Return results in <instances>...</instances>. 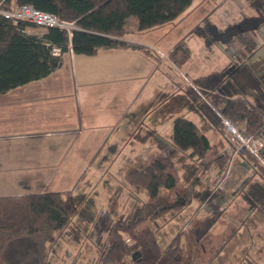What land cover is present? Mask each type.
<instances>
[{
    "label": "rangeland",
    "instance_id": "1",
    "mask_svg": "<svg viewBox=\"0 0 264 264\" xmlns=\"http://www.w3.org/2000/svg\"><path fill=\"white\" fill-rule=\"evenodd\" d=\"M196 5L197 1L189 9L186 18L182 17L176 24L168 27L166 42L155 44L159 48L162 45V49L168 46V49H171L179 40L189 39L193 49L188 63L190 68L187 65L176 66L168 55L165 56L156 48L154 50L159 55L158 59L144 55L143 51H135L137 53L131 59L125 57V63H140L141 56H144L146 62L143 77L133 74L130 68L122 67L115 72V77H118L116 79L111 80L105 76H98L95 80L89 79L92 83L100 82V79L106 80L99 85L87 87V93L89 97H106L118 89L121 96L130 98L138 95L135 112L130 110L127 115V109H123L126 103H120L122 114L116 125L119 130L129 124L131 117L138 118L145 111L150 113L152 108L155 119L157 113L165 111L170 124L168 131L175 116L185 115L195 120L214 144L208 158L213 159L217 152H221L217 151L219 148L231 155L226 174H223L225 177L221 176L220 171H214L213 175L205 171L204 175L201 167V177L194 181L200 190H205L207 186L212 188L211 199L206 200V197L202 200L200 197L201 202L200 199H195L186 208L169 212L160 219L147 218L140 227L144 224L150 225L159 233L164 245H168L179 231L183 232L182 242L187 250L193 251L196 264H264V211L261 210L263 206L251 210L240 193L248 186L246 182L258 178L256 167L248 157L250 153L242 142L234 138L232 131L225 129L222 122L219 124L210 118L202 106L206 102L215 108L217 106L221 110L230 109L235 112L246 99L264 107V4L256 8L250 5L248 0H207L197 7L198 12L203 10L201 21L197 17V11H193ZM136 18L132 16L128 19L129 28L135 29V32L129 30L124 35L130 40L135 39L138 34ZM39 28L41 29H36L35 32L43 33L45 28ZM158 32L154 31L151 35L154 36ZM162 57V63L156 68V60L159 61ZM165 75H168L166 85L163 84ZM205 77L208 79L203 80ZM150 89L153 90V103L146 101ZM80 90L83 92L85 88L81 87ZM166 90L171 92H168L170 95H166ZM85 105L84 103V108ZM101 107L102 104L96 105L95 122L102 112ZM237 124L235 126L243 131L245 124ZM87 129L84 137L89 147V160L84 157V160L75 166L65 163V166L52 168V171L57 169L58 173L49 175H46L44 168L40 173L39 167H23L20 171L34 172L33 178L38 180L36 183L0 184V194L55 190H71L76 193L83 192V188H86L94 196V201L86 204L85 214L79 215L52 244L54 264H102L100 253L104 250L103 247H106L104 244L107 243L109 226L118 218H135L142 199L148 197L145 191H135L127 181L117 182L110 177L109 166L98 164L102 163V155L112 154L113 151L104 148L94 151L101 138V129L86 123L85 130ZM111 138V141H114L118 134H113ZM171 149L170 146L166 152L170 153ZM98 156L100 158L94 161ZM143 156L147 157V153L144 152ZM175 157L181 160L177 163L179 174L183 178L182 183H186L184 178L187 174L181 165L190 167L191 162H196L195 155L187 152ZM84 164L90 166L83 167ZM121 166L117 170H121ZM84 169L93 180L89 179L88 186L80 181V171ZM95 172L97 174L94 176ZM214 193L217 195L214 196ZM214 199L217 200L216 204ZM87 217L92 218L89 223ZM121 236L127 244L133 241L126 233L121 232Z\"/></svg>",
    "mask_w": 264,
    "mask_h": 264
},
{
    "label": "trees",
    "instance_id": "2",
    "mask_svg": "<svg viewBox=\"0 0 264 264\" xmlns=\"http://www.w3.org/2000/svg\"><path fill=\"white\" fill-rule=\"evenodd\" d=\"M248 1L256 8L264 4V0ZM192 2L3 0V6L7 8L32 3L60 18L75 21L78 27L72 36L56 26L44 27L43 33L33 34L27 31L28 28L40 26L0 15V92L45 77L61 65L63 53L69 49L75 53L95 54L102 48L135 47L158 59V53L150 46L125 38L130 30L128 19L135 16L140 31L150 30L173 21ZM55 48H59L60 52L56 53ZM191 50L188 42L182 39L168 52V56L176 66L183 67L191 56ZM243 102L235 112L221 110L216 105L215 108L206 102L202 106L210 118L216 123L222 122L225 129L224 117L235 124L244 123V134H254L264 140V107L246 99ZM169 138L172 149L168 155L147 161L139 159L127 168V182L135 190L145 191L148 197L142 199L135 218H118L109 226L106 247L100 253L102 264H196L193 251L187 250L182 242L183 232L179 231L168 245H164L154 228L148 224L140 225L147 218L156 220L169 212H178L200 197L202 200L206 197V200L211 199L212 188L207 186L205 190H200L194 181L201 177V167L203 173L206 171L213 175L214 171H220L225 177L231 155L219 148L217 151L221 152H217L213 159L208 158L214 144L201 126L185 115L175 116ZM244 148L250 153L248 157L256 167L258 178L245 183L248 186L243 192V199L251 210L262 205L261 210L264 211V147L259 150V156L247 146L244 145ZM187 152L195 155L196 162H191L188 168V165H181L187 174L184 178L186 183H182L178 168L181 160L175 156ZM93 201L91 193H73L71 190L0 196V264H54L52 244L79 215L85 214L86 204ZM90 219L87 217L88 223ZM121 232L128 234L133 241L127 244Z\"/></svg>",
    "mask_w": 264,
    "mask_h": 264
},
{
    "label": "crops",
    "instance_id": "3",
    "mask_svg": "<svg viewBox=\"0 0 264 264\" xmlns=\"http://www.w3.org/2000/svg\"><path fill=\"white\" fill-rule=\"evenodd\" d=\"M196 1L197 5L193 11L195 13L197 11V17L201 21L203 10L200 13L198 8L207 0H193L192 4L180 16L164 26L140 31L136 24L138 34L135 39L131 40L148 45L152 49H159L165 56L168 55L173 47L168 49V46L166 49H162V45L159 48L155 44L166 42V35L169 33L168 27L176 24L182 17L184 18ZM36 29L41 28L29 27L27 31L41 34L35 32ZM129 29L135 32L132 27ZM154 31L159 32L153 36L151 33ZM187 42L192 49L189 39ZM135 51L143 50L135 47H116L102 48L95 54H85L75 53L69 49L63 53L61 65L45 77L0 93V184L36 183L38 180L33 178L35 177L34 172L32 170L20 171L23 167H39L40 173L44 168L46 175H49V173H58L57 169L52 171V168L65 166V163L75 166L79 161L84 160V157L89 160L87 154L89 147L84 137L88 131V129L85 130L86 123L101 129V138L96 143L94 151L103 148L113 151L112 154L105 153L101 158L96 157L94 161L100 158L102 163L99 161V165L109 166L110 177H113L117 182L127 181L126 178L124 179L125 170L139 159L147 161L160 155H168L166 150L171 146L169 135L172 132V127L168 131L170 124L165 111L157 113L155 119L152 108L150 113L145 111L138 118L131 117L132 120L130 119L129 124L119 130V126L116 127V125H118L122 114L120 103L122 101L126 103L123 109H127V115L130 110L135 112L138 95L130 98L121 96V91L118 89L114 94L106 97H89L87 93V87L99 85L104 82L103 80H106L100 79V82L92 83L89 79L95 80L98 76H105L111 80L116 79L118 77H115V72L122 67L130 68L133 74L143 77L146 62L144 56H141L140 63H125V57L131 59L137 53ZM191 51V56L185 63L188 68H190L188 63L192 57L193 49ZM142 53L152 56L144 51ZM163 58L159 61L156 60V68L162 63ZM167 76L165 75L164 85H166ZM207 79L205 77L203 80ZM81 87L85 88L83 92L80 90ZM168 92L170 91L166 90V95L169 94ZM146 97H148L147 102L153 103L152 89ZM154 102L157 101L154 100ZM84 103L86 104L85 108ZM97 104H102V112L95 122ZM113 134H118V138L111 141ZM82 151H86V153L83 154ZM144 152L147 153V157L143 156ZM82 166L89 167L90 165ZM119 166L122 167L121 170H117ZM96 174L97 172L94 176ZM80 175L81 183L88 186L90 178L87 170H81ZM129 186L132 187L130 184ZM83 191L89 192L86 188H83ZM31 192L39 191L0 194V196L22 195ZM240 193L242 196L243 192ZM214 201L216 204L217 200L214 199Z\"/></svg>",
    "mask_w": 264,
    "mask_h": 264
},
{
    "label": "built area",
    "instance_id": "4",
    "mask_svg": "<svg viewBox=\"0 0 264 264\" xmlns=\"http://www.w3.org/2000/svg\"><path fill=\"white\" fill-rule=\"evenodd\" d=\"M0 15L15 20H23L42 27H60L65 29L70 36H72L74 29L78 27L75 21L60 18L57 14L41 10L32 3H25L14 8H7L3 6V0H0ZM54 50L56 53L60 52L59 48H55ZM223 122L226 129L228 128L232 131L231 134L234 138H237L256 155H260L259 150L264 147V140L261 137L254 134H244L229 118L224 117Z\"/></svg>",
    "mask_w": 264,
    "mask_h": 264
}]
</instances>
